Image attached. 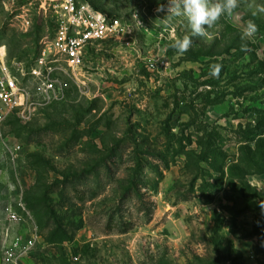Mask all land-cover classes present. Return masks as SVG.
I'll list each match as a JSON object with an SVG mask.
<instances>
[{"label":"rangeland","instance_id":"rangeland-1","mask_svg":"<svg viewBox=\"0 0 264 264\" xmlns=\"http://www.w3.org/2000/svg\"><path fill=\"white\" fill-rule=\"evenodd\" d=\"M80 1L117 32L46 95L27 72L53 25L35 0H0L29 91L0 106V251L11 207L36 235L22 264H264V0H238L183 54L167 0Z\"/></svg>","mask_w":264,"mask_h":264},{"label":"built area","instance_id":"built-area-1","mask_svg":"<svg viewBox=\"0 0 264 264\" xmlns=\"http://www.w3.org/2000/svg\"><path fill=\"white\" fill-rule=\"evenodd\" d=\"M35 4L49 17L53 34L35 59V67H30L27 74L35 78L39 92L50 95L67 87L64 74L71 80L75 78L85 48L114 37L119 25L118 20L108 18L80 0H35ZM28 98V89L11 70L6 47L0 44L1 108L11 112L22 107ZM5 214L8 226L1 234L0 262L22 264L34 248L35 231L29 235L17 233L13 227L22 218L11 207L5 209Z\"/></svg>","mask_w":264,"mask_h":264},{"label":"clouds","instance_id":"clouds-1","mask_svg":"<svg viewBox=\"0 0 264 264\" xmlns=\"http://www.w3.org/2000/svg\"><path fill=\"white\" fill-rule=\"evenodd\" d=\"M237 7L238 0H167V7H158L156 11L165 12L163 19L167 21L182 17L187 22L190 35L178 38L171 44L179 54H183L193 44L194 37H204L207 28L214 25L222 16L231 15ZM258 11L264 12V8H259ZM256 31V24L249 21L243 35L250 37ZM210 74L217 76L219 67L217 66Z\"/></svg>","mask_w":264,"mask_h":264}]
</instances>
